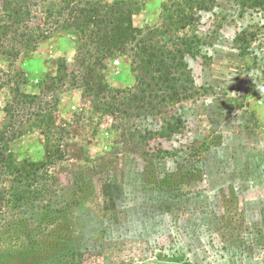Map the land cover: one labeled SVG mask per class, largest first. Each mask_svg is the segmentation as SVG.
Instances as JSON below:
<instances>
[{"label":"rangeland","instance_id":"obj_1","mask_svg":"<svg viewBox=\"0 0 264 264\" xmlns=\"http://www.w3.org/2000/svg\"><path fill=\"white\" fill-rule=\"evenodd\" d=\"M124 1L141 46L177 78L180 101L160 91L133 45L104 69L84 68L48 90L60 62L67 72L75 66V31L47 17L61 0H0V72L22 69L27 54L46 78L14 79L39 98L20 110L30 120L12 150L19 160L45 158L33 125L40 104L65 154L51 168L52 194L25 206L26 217L52 211L56 231L72 234L83 255L74 264H264V96L256 90L264 85V0ZM9 11L20 12V24ZM7 92L0 89V123ZM173 118L179 133L163 137ZM3 229L0 264H10L7 253L26 241Z\"/></svg>","mask_w":264,"mask_h":264},{"label":"trees","instance_id":"obj_2","mask_svg":"<svg viewBox=\"0 0 264 264\" xmlns=\"http://www.w3.org/2000/svg\"><path fill=\"white\" fill-rule=\"evenodd\" d=\"M190 1L195 2V0ZM199 6L205 9L202 4ZM181 12V18L184 19V10ZM9 13L15 17V23L20 24V12L12 11L11 13L9 11ZM133 14V6L124 0L110 4L98 0H61L59 8L47 11L49 19H56L57 24L60 20L65 23L64 29H72L76 33L75 66L67 72L65 62H60L55 76L49 78L51 84L47 86L48 90H52V85L66 79L77 81V75L83 74L84 68L104 69V61H115L124 57L128 52V47L133 45L129 48L130 51L137 49L142 62L147 66L152 65L153 73L157 75L154 78L160 84V91L165 90L169 101H180L176 86L177 78L170 72L164 60L152 51H145L146 47L141 46L138 39L139 30L132 25ZM185 19L190 18L185 17ZM7 33L3 31L2 35L6 37ZM14 35L16 39H25L26 45H29L30 40L34 41L30 34ZM3 44V40L0 41V49L4 47ZM26 51L30 52L28 49ZM23 60L22 69L9 68L0 72V89L5 87L8 89L2 106L4 118L0 123V173L7 179L6 184L0 181V230L5 232L4 226L17 228L16 230L22 233L26 241L25 246L21 245L18 249H11L6 256L14 259L10 264H74L75 259L82 258L83 255L79 253L77 247H72V234L56 231L55 216L51 213L52 211L44 209L43 219L36 221L32 216L28 219L26 211L23 210L27 205L33 208V203L43 200L47 194H52L49 191L50 186L54 187L51 168L65 157L61 148L62 135L61 132H57L53 115L44 110L40 104L38 105L39 111L33 115V125L43 132L45 158L41 161H33L29 158L19 160L12 150V145L19 139L21 132L19 126L24 121L22 117L24 114H19L20 110L28 112L34 108L39 98L35 94L20 91L14 79L20 78L26 83L30 77H35L39 83H46V78L39 77L31 69L33 62L29 60L27 54ZM28 120H30L29 117L25 121ZM177 121L179 123L178 118H173L172 123H167V132L163 134V137L169 138L179 133ZM56 134L59 138H55ZM170 180L166 179V181ZM39 209L41 210L40 207Z\"/></svg>","mask_w":264,"mask_h":264},{"label":"clouds","instance_id":"obj_3","mask_svg":"<svg viewBox=\"0 0 264 264\" xmlns=\"http://www.w3.org/2000/svg\"><path fill=\"white\" fill-rule=\"evenodd\" d=\"M256 90H257L262 96H264V85H258V86H256Z\"/></svg>","mask_w":264,"mask_h":264}]
</instances>
